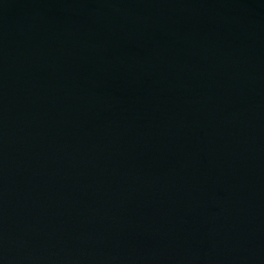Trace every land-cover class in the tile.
<instances>
[{
	"label": "water",
	"instance_id": "obj_1",
	"mask_svg": "<svg viewBox=\"0 0 264 264\" xmlns=\"http://www.w3.org/2000/svg\"><path fill=\"white\" fill-rule=\"evenodd\" d=\"M0 264H264V0H0Z\"/></svg>",
	"mask_w": 264,
	"mask_h": 264
}]
</instances>
